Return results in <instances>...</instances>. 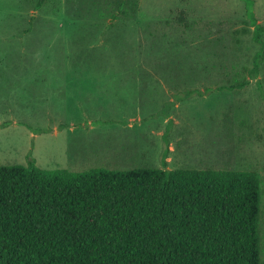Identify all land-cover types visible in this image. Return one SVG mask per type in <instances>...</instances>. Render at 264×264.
<instances>
[{
  "label": "rangeland",
  "instance_id": "rangeland-1",
  "mask_svg": "<svg viewBox=\"0 0 264 264\" xmlns=\"http://www.w3.org/2000/svg\"><path fill=\"white\" fill-rule=\"evenodd\" d=\"M36 3L0 0V164L161 167L167 134V168L256 171L264 191V64L218 89L260 47L243 0ZM261 233L264 260V192Z\"/></svg>",
  "mask_w": 264,
  "mask_h": 264
},
{
  "label": "trees",
  "instance_id": "trees-1",
  "mask_svg": "<svg viewBox=\"0 0 264 264\" xmlns=\"http://www.w3.org/2000/svg\"><path fill=\"white\" fill-rule=\"evenodd\" d=\"M243 1L260 47L248 78L221 90L245 89L264 64L256 0ZM164 143L161 167L0 164V264H264L260 174L169 169Z\"/></svg>",
  "mask_w": 264,
  "mask_h": 264
}]
</instances>
